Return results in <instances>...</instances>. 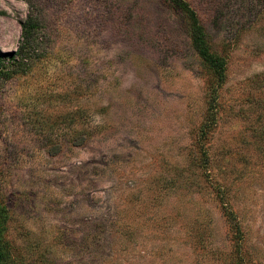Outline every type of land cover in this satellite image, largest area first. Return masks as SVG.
Listing matches in <instances>:
<instances>
[{"label":"rangeland","instance_id":"374dc122","mask_svg":"<svg viewBox=\"0 0 264 264\" xmlns=\"http://www.w3.org/2000/svg\"><path fill=\"white\" fill-rule=\"evenodd\" d=\"M0 0L10 264H264V0ZM214 98V99H213Z\"/></svg>","mask_w":264,"mask_h":264},{"label":"trees","instance_id":"16d2710c","mask_svg":"<svg viewBox=\"0 0 264 264\" xmlns=\"http://www.w3.org/2000/svg\"><path fill=\"white\" fill-rule=\"evenodd\" d=\"M174 7L179 9L189 20V30L191 33L192 44L198 55L205 64L213 71V76L217 82L214 92L217 93L218 87L226 79V62L224 58L211 51V45L207 38L205 27L195 7L188 0H167ZM39 19L30 16L22 26L21 45L13 53L0 57V77L8 76L9 66L19 68L32 60L33 47L36 44L35 34L40 29ZM27 61V62H26ZM214 99V98H213ZM8 208L0 200V264H10L5 233L9 222Z\"/></svg>","mask_w":264,"mask_h":264}]
</instances>
